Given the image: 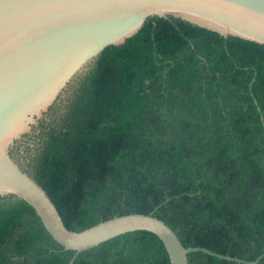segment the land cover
Wrapping results in <instances>:
<instances>
[{
    "label": "trees",
    "instance_id": "1",
    "mask_svg": "<svg viewBox=\"0 0 264 264\" xmlns=\"http://www.w3.org/2000/svg\"><path fill=\"white\" fill-rule=\"evenodd\" d=\"M16 154V153H15ZM15 159L68 230L152 214L184 247L264 264V45L153 16L109 45ZM171 264L147 231L75 255L0 196V264ZM188 264H249L202 251Z\"/></svg>",
    "mask_w": 264,
    "mask_h": 264
},
{
    "label": "water",
    "instance_id": "2",
    "mask_svg": "<svg viewBox=\"0 0 264 264\" xmlns=\"http://www.w3.org/2000/svg\"><path fill=\"white\" fill-rule=\"evenodd\" d=\"M153 16L178 17L223 37L264 45V0H0V196L26 202L52 239L75 255L116 236L147 231L163 243L171 264H188L187 255L196 251L256 264L261 256L244 261L184 247L152 214L120 215L79 232L68 230L45 191L15 159L98 54L123 44Z\"/></svg>",
    "mask_w": 264,
    "mask_h": 264
},
{
    "label": "rangeland",
    "instance_id": "3",
    "mask_svg": "<svg viewBox=\"0 0 264 264\" xmlns=\"http://www.w3.org/2000/svg\"><path fill=\"white\" fill-rule=\"evenodd\" d=\"M33 143H34V141L29 146L30 147L33 146ZM23 152H24V150L20 153V155L23 154Z\"/></svg>",
    "mask_w": 264,
    "mask_h": 264
}]
</instances>
